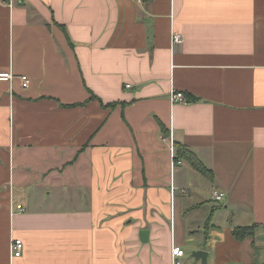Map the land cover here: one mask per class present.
<instances>
[{"label": "crops", "instance_id": "0c3cea01", "mask_svg": "<svg viewBox=\"0 0 264 264\" xmlns=\"http://www.w3.org/2000/svg\"><path fill=\"white\" fill-rule=\"evenodd\" d=\"M1 72L15 79L0 82V264H202L201 250L218 264L215 245L245 256L221 264H257L264 0H14ZM171 140L213 177L173 169Z\"/></svg>", "mask_w": 264, "mask_h": 264}, {"label": "built area", "instance_id": "2783aa9c", "mask_svg": "<svg viewBox=\"0 0 264 264\" xmlns=\"http://www.w3.org/2000/svg\"><path fill=\"white\" fill-rule=\"evenodd\" d=\"M4 3H7L10 8H12L14 6V0H7V1L6 0H0V4H4ZM172 42H173V46L181 45L184 43V37L182 36V34L174 32ZM18 78L21 81V86L23 89L29 88L30 79L28 78V76L21 75V76H18ZM14 79H15V75L12 72H1L0 73V82H12ZM128 87H130V86H128ZM172 101L174 103H187V99L183 95V93H175L174 92L172 95ZM171 142H172V140H171ZM171 153L173 156L172 167L174 169L177 165L181 164L182 162H180L179 160H177L175 158L176 151H175L173 142L171 145ZM223 197H224L223 194H219L217 192L214 194V198L218 202L222 201ZM13 205L14 204H12V210H13ZM19 211L24 212L25 208L23 206H20ZM23 250H24V242L22 240H20V239L12 240V244H11L12 258H20L23 254ZM184 255H185V251L182 250L180 247L174 246L172 248V256H173L174 260H176L177 258L183 257Z\"/></svg>", "mask_w": 264, "mask_h": 264}, {"label": "trees", "instance_id": "16d2710c", "mask_svg": "<svg viewBox=\"0 0 264 264\" xmlns=\"http://www.w3.org/2000/svg\"><path fill=\"white\" fill-rule=\"evenodd\" d=\"M94 99H99L97 96L92 95L91 100ZM188 102H196L199 101V99H197L196 97L192 96V95H188L187 96ZM116 104H108V105H104L102 104L103 107L105 108H112L114 107ZM176 159L179 158H183L186 159L192 166L194 169H196L197 171H199L200 173L210 177H213V172L211 170H209L206 166H204L203 164H201L197 158L194 156V154L187 149L186 147H184L183 145H177L176 146ZM255 233V227H248V228H237L234 230V236L236 237V239L243 241L249 237H252Z\"/></svg>", "mask_w": 264, "mask_h": 264}, {"label": "rangeland", "instance_id": "374dc122", "mask_svg": "<svg viewBox=\"0 0 264 264\" xmlns=\"http://www.w3.org/2000/svg\"><path fill=\"white\" fill-rule=\"evenodd\" d=\"M225 204V202L223 203H216V205H223ZM260 244H259V247L256 248L254 250V252H256V256H254L255 258V261L257 264H263L264 263V237L260 240ZM246 246V245H245ZM225 248H221V246L218 247V245H215L214 246V254L212 255V263L213 262H216V263H224V262H228V261H232L234 263H237L240 261V259L242 258H245V256L241 257L237 251L235 249L231 250V248L229 249L230 252H229V256L226 257V252H225ZM191 256V255H190Z\"/></svg>", "mask_w": 264, "mask_h": 264}, {"label": "water", "instance_id": "95a60500", "mask_svg": "<svg viewBox=\"0 0 264 264\" xmlns=\"http://www.w3.org/2000/svg\"><path fill=\"white\" fill-rule=\"evenodd\" d=\"M141 241L143 242H148L149 240V232L148 231H142L141 232ZM192 258L198 261H202V264H207V258H208V253L201 250V251H194L191 254ZM264 264V263H263Z\"/></svg>", "mask_w": 264, "mask_h": 264}]
</instances>
